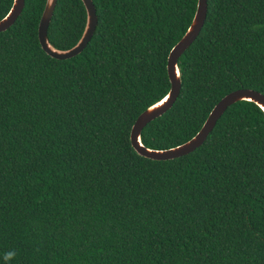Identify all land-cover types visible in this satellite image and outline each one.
Instances as JSON below:
<instances>
[{
  "label": "trees",
  "instance_id": "obj_1",
  "mask_svg": "<svg viewBox=\"0 0 264 264\" xmlns=\"http://www.w3.org/2000/svg\"><path fill=\"white\" fill-rule=\"evenodd\" d=\"M13 0H0V18ZM46 0L0 31V264H264V111L231 103L201 145L170 159L131 144L136 116L168 91L167 56L197 0H92L97 24L68 58L38 40ZM82 0H56L47 28L72 46ZM264 0H207L178 58L181 86L141 130L166 148L227 92L264 94ZM17 255L5 261L7 252Z\"/></svg>",
  "mask_w": 264,
  "mask_h": 264
},
{
  "label": "water",
  "instance_id": "obj_2",
  "mask_svg": "<svg viewBox=\"0 0 264 264\" xmlns=\"http://www.w3.org/2000/svg\"><path fill=\"white\" fill-rule=\"evenodd\" d=\"M86 9V22L79 39L72 46L60 49L54 47L48 40L47 28L51 19L56 0H46L38 22V40L43 50L55 58H68L79 53L90 40L96 24L97 14L92 0H82ZM24 6V0H13L9 10L0 18V31L8 28ZM207 12V0H197L196 9L190 24L182 36L174 43L167 56V74L170 81L168 91L160 99L144 108L134 119L130 128V141L134 149L141 155L153 159H170L186 154L201 145L208 133L215 125L224 110L233 102L246 99L258 104L264 111V94L251 87H239L224 94L210 109L200 128L190 138L176 145L166 148H153L146 146L141 141L142 128L153 118L171 107L178 96L181 77L178 58L198 35Z\"/></svg>",
  "mask_w": 264,
  "mask_h": 264
},
{
  "label": "clouds",
  "instance_id": "obj_3",
  "mask_svg": "<svg viewBox=\"0 0 264 264\" xmlns=\"http://www.w3.org/2000/svg\"><path fill=\"white\" fill-rule=\"evenodd\" d=\"M261 29H264V25H255L254 26V30H261ZM17 253L12 250V251H9L5 254L4 256V260L7 262V261H11L12 259H14L16 257Z\"/></svg>",
  "mask_w": 264,
  "mask_h": 264
}]
</instances>
